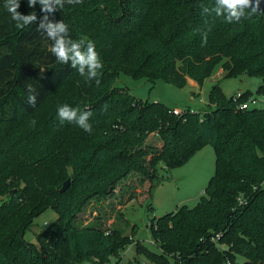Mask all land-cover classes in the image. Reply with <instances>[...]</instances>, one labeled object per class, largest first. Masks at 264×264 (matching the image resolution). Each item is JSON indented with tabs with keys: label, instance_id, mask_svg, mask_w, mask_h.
Returning a JSON list of instances; mask_svg holds the SVG:
<instances>
[{
	"label": "trees",
	"instance_id": "16d2710c",
	"mask_svg": "<svg viewBox=\"0 0 264 264\" xmlns=\"http://www.w3.org/2000/svg\"><path fill=\"white\" fill-rule=\"evenodd\" d=\"M214 6L215 0H78L48 12L73 39L94 44L102 60L97 83L71 61H56L52 41L37 27L45 15L39 3L20 0L17 10L35 11L37 20L17 29L0 0V264H108L132 237L80 224L87 203L113 194L130 175L147 179L150 192L160 165L178 167L206 144L214 171L203 194L193 206L153 217L158 250L137 241L136 255L149 264H264V106L238 109L250 91L227 97L216 82L203 112L186 107L174 114L168 104L114 85L123 71L132 79L183 88L190 78L200 86L219 67L226 78H261L255 92L264 98V13L227 22L211 12ZM64 104L91 113V133L59 121ZM151 134L160 146L147 143ZM47 209L56 212L54 222L38 232L37 244L26 240L24 232ZM135 263L148 264L137 257Z\"/></svg>",
	"mask_w": 264,
	"mask_h": 264
},
{
	"label": "rangeland",
	"instance_id": "374dc122",
	"mask_svg": "<svg viewBox=\"0 0 264 264\" xmlns=\"http://www.w3.org/2000/svg\"><path fill=\"white\" fill-rule=\"evenodd\" d=\"M220 70L216 67L211 76L205 78L198 87L188 83L183 88H179L159 79L153 81L142 78L132 79L123 71L118 73L114 85L127 89L131 95L141 99L157 100L179 110L189 107L201 113L208 106L209 89L219 82L225 96L250 91L249 108L264 106L263 96L255 92L262 84L261 78L245 74L226 78ZM252 99H255L254 103ZM147 143L154 146L161 145L156 134H151ZM159 167L160 182L154 184L150 192L148 191L150 183L147 179L130 175L118 183L113 194L99 200L91 199L79 215V223L83 226L100 223L103 228L115 227L123 234L131 235V243L121 251L118 258L111 257L108 264H129V261L135 263L136 257L149 264L142 255H136L135 243L139 241L151 250H158L152 242V233L149 229L151 219L175 210L181 205L193 206L197 203L208 178L214 171V151L209 144H206L178 167L169 169L162 165ZM55 217V211L51 209L43 211L34 219L23 237L37 244L38 232L54 222Z\"/></svg>",
	"mask_w": 264,
	"mask_h": 264
},
{
	"label": "clouds",
	"instance_id": "9594fccd",
	"mask_svg": "<svg viewBox=\"0 0 264 264\" xmlns=\"http://www.w3.org/2000/svg\"><path fill=\"white\" fill-rule=\"evenodd\" d=\"M37 3L45 15L38 24V29L43 30L44 34L52 41L51 53L56 61L60 64H67L71 61V67L75 68L79 75L86 81L98 79V70L102 67L100 55L95 50L94 44L89 40L85 41L83 37L73 39L70 35L69 26L62 20H49L47 13L54 10H62L66 3H78V0H27L29 7H34ZM260 0H215V6L211 9L216 16L223 15L225 21H239L242 17L250 15L252 11H256ZM20 0H4L7 12L10 14V20L14 22L17 29H22L37 20L35 11L23 14L17 9ZM246 10H250L246 13ZM209 12L208 8L204 9ZM83 49V50H82ZM37 96L30 89L27 101L29 104L36 103ZM91 113L84 111L78 107H71L67 104L60 105L57 108V117L61 123H75L85 132H92V124L89 121ZM34 124L35 121L33 120Z\"/></svg>",
	"mask_w": 264,
	"mask_h": 264
},
{
	"label": "built area",
	"instance_id": "2783aa9c",
	"mask_svg": "<svg viewBox=\"0 0 264 264\" xmlns=\"http://www.w3.org/2000/svg\"><path fill=\"white\" fill-rule=\"evenodd\" d=\"M242 92H237L233 95V97H238ZM252 102L254 103L255 102V99H252ZM237 108L238 109H246V108H249V104H248V101H244V102H241L237 105ZM173 113L174 114H180L181 113V110H179L178 108H173ZM225 264H230L228 261L225 263Z\"/></svg>",
	"mask_w": 264,
	"mask_h": 264
},
{
	"label": "water",
	"instance_id": "95a60500",
	"mask_svg": "<svg viewBox=\"0 0 264 264\" xmlns=\"http://www.w3.org/2000/svg\"><path fill=\"white\" fill-rule=\"evenodd\" d=\"M257 11H261L264 13V0H260L259 6L257 7ZM70 179H66L63 183H62V187H61V191H64L65 189H67L68 185H69Z\"/></svg>",
	"mask_w": 264,
	"mask_h": 264
},
{
	"label": "crops",
	"instance_id": "0c3cea01",
	"mask_svg": "<svg viewBox=\"0 0 264 264\" xmlns=\"http://www.w3.org/2000/svg\"><path fill=\"white\" fill-rule=\"evenodd\" d=\"M221 71V70H220ZM186 83L188 84V83H190L193 87L195 86V87H198V84L197 83H195L192 79H190V78H187L186 79Z\"/></svg>",
	"mask_w": 264,
	"mask_h": 264
}]
</instances>
